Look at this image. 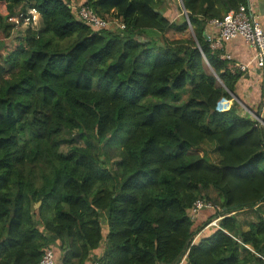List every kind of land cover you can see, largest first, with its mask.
I'll return each mask as SVG.
<instances>
[{
  "label": "trees",
  "instance_id": "1",
  "mask_svg": "<svg viewBox=\"0 0 264 264\" xmlns=\"http://www.w3.org/2000/svg\"><path fill=\"white\" fill-rule=\"evenodd\" d=\"M181 2L170 20L168 0H83L124 25L93 30L72 0H0V264H264V127L218 108L240 75L204 36L248 0Z\"/></svg>",
  "mask_w": 264,
  "mask_h": 264
},
{
  "label": "built area",
  "instance_id": "2",
  "mask_svg": "<svg viewBox=\"0 0 264 264\" xmlns=\"http://www.w3.org/2000/svg\"><path fill=\"white\" fill-rule=\"evenodd\" d=\"M178 2L181 7L180 0H178ZM72 9L74 16L93 30L108 28L110 24H112L107 19L95 15L90 7L82 3L76 6L73 5ZM6 20L12 24L13 29H19L24 26L28 27L29 25H33L39 20V16L34 10H28L26 12L17 11L13 15H8ZM208 24L217 30V36L215 37H211L208 33H205L206 40L209 41V46L212 50H220L223 52L224 43L238 37L243 38L254 48L255 53L252 64L260 71L262 91L260 108L255 114L251 115V119L254 121L255 125L264 127V30L262 25L252 17L248 4L240 5L235 11H229L221 19H211ZM116 26L120 29L124 28V25L118 21H116ZM112 29H114V27ZM219 58L226 61V68L231 74H236L237 71L244 72L249 68L248 64L234 61L227 53H221ZM211 207L209 203L197 199L192 204L191 215L194 216L199 210ZM219 218L220 217H217L210 221V223L206 225V228L211 225L215 228H220L217 224ZM186 255L185 253L176 264H188ZM40 264H57L54 251L51 248L44 251L40 259ZM94 264L98 263L95 262Z\"/></svg>",
  "mask_w": 264,
  "mask_h": 264
},
{
  "label": "crops",
  "instance_id": "3",
  "mask_svg": "<svg viewBox=\"0 0 264 264\" xmlns=\"http://www.w3.org/2000/svg\"><path fill=\"white\" fill-rule=\"evenodd\" d=\"M76 1L78 4L83 2V0H76ZM73 2L74 0H72V4ZM247 4L250 6V12L252 17L260 22L264 30V0H248ZM165 14L167 15V11L165 12ZM216 32L217 30L213 26L209 24L207 25L205 33H208L211 37H215L217 36ZM223 52L230 55L234 61L248 64L249 68L246 69V71L244 72L237 71V74L240 75V78L235 85V91L231 93L230 99H222L221 102H223L224 104L227 103L228 104V105L226 104L227 108L235 107L236 111L240 115L251 117V115L255 114L260 108L261 91H262L260 71L259 69H257V67H255L252 64L255 50L243 38L238 37L224 43ZM233 94L236 95L238 99H235ZM212 207H217V206L213 205ZM205 212L209 213V209L206 210ZM201 215L202 212L199 213L198 217H200ZM217 217L221 218V216H217ZM217 217L212 218L210 221L214 220ZM217 224L219 225V220L217 221ZM207 228L211 232V229L215 227L211 225L208 226ZM199 238L200 236L198 237L195 236L194 241L195 240L197 241ZM102 251H103V245L98 249L94 250V256L95 255L99 256L102 253ZM55 257L57 264H61L59 251H56ZM85 264H92V262L86 261Z\"/></svg>",
  "mask_w": 264,
  "mask_h": 264
},
{
  "label": "rangeland",
  "instance_id": "4",
  "mask_svg": "<svg viewBox=\"0 0 264 264\" xmlns=\"http://www.w3.org/2000/svg\"><path fill=\"white\" fill-rule=\"evenodd\" d=\"M73 5H78V3H77V1L76 0H74V2H73ZM72 5V6H73ZM72 6H71V8H72ZM15 9H17V8H15ZM72 11H73V9H72ZM169 12V13H168ZM0 13L1 14H3V15H5L6 14V9H5V5H3V3H1L0 4ZM182 14V11H181V7H179V4H178V0H168V3H167V16H168V18L170 19V20H173V19H175V20H177L178 19V17L180 16ZM115 19L116 18H112V17H108L107 18V20L109 21V22H111L112 23V25L114 26V28H116L117 26H116V21H115ZM38 26H39V21H37L36 23H34L33 25H31V29H37L38 28ZM25 27L26 26H24V27H21V28H19V29H13V30H11V32H10V35H9V37H7V38H5L4 39V46H5V50H8V49H10V48H12L14 45H16L17 44V41H18V39H19V37L23 34V32L25 31ZM188 36V34H187V32H184L183 34H179V33H177V32H175V31H168L167 33H165L164 35H160L159 37L158 36H155V35H151L150 36V39H153V40H157V42L158 43H161V41L163 40V37H165V38H167V39H177V38H185V37H187ZM148 37H146V36H143V35H141L140 37H139V40L141 41H144L145 39H147ZM233 96L235 97V99H238V97L236 96V95H234L233 94ZM222 100V99H221ZM221 100L218 102V108L220 109V110H226V109H228L227 108V106H226V104L227 103H223V102H221ZM235 103V102H234ZM233 103V104H234ZM228 105V104H227ZM235 105V104H234ZM209 156H210V158L212 159V160H215V154L214 153H210L209 154ZM113 165V164H112ZM112 165H111V167H112ZM108 166H110V163L108 164ZM213 196L215 195V193H213L212 194ZM205 202V201H204ZM213 206V205H212ZM206 210H208V208H206V209H204L203 211H202V214H203V218H204V220L207 218V217H209L210 216V214H211V212H205ZM248 214H250V213H244V212H242V213H240V214H238L237 215V217L240 219V220H246V219H250V216L248 215ZM203 220V221H204ZM202 221V222H203ZM242 226H244V225H242ZM210 229V228H209ZM203 231H206L207 230V228L205 227V229L203 228L202 229Z\"/></svg>",
  "mask_w": 264,
  "mask_h": 264
},
{
  "label": "water",
  "instance_id": "5",
  "mask_svg": "<svg viewBox=\"0 0 264 264\" xmlns=\"http://www.w3.org/2000/svg\"><path fill=\"white\" fill-rule=\"evenodd\" d=\"M181 2V0H180ZM181 8H182V12L184 11V8H183V5H182V2H181ZM204 36L206 37V34H204Z\"/></svg>",
  "mask_w": 264,
  "mask_h": 264
},
{
  "label": "clouds",
  "instance_id": "6",
  "mask_svg": "<svg viewBox=\"0 0 264 264\" xmlns=\"http://www.w3.org/2000/svg\"><path fill=\"white\" fill-rule=\"evenodd\" d=\"M182 9V8H181Z\"/></svg>",
  "mask_w": 264,
  "mask_h": 264
}]
</instances>
